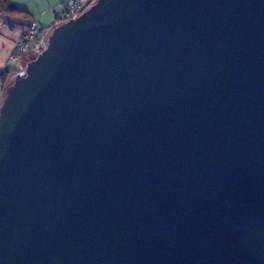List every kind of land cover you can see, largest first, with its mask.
<instances>
[{
	"label": "water",
	"instance_id": "water-1",
	"mask_svg": "<svg viewBox=\"0 0 264 264\" xmlns=\"http://www.w3.org/2000/svg\"><path fill=\"white\" fill-rule=\"evenodd\" d=\"M0 111V264H264V0H99Z\"/></svg>",
	"mask_w": 264,
	"mask_h": 264
},
{
	"label": "crops",
	"instance_id": "crops-1",
	"mask_svg": "<svg viewBox=\"0 0 264 264\" xmlns=\"http://www.w3.org/2000/svg\"><path fill=\"white\" fill-rule=\"evenodd\" d=\"M7 1L18 11H22L25 14H8L0 10V111L6 99L5 97L8 89L12 87L16 80L25 76L24 71L27 65L32 61L27 56L23 57L22 63L12 73L10 84L8 86L3 84L2 73L11 65L10 58L20 41L22 31L29 28L30 24L35 22L41 29L46 30V36H48L49 32L56 29L54 26L56 22L63 20L67 14L65 8L66 0ZM74 1L82 4L88 2V0ZM46 36L45 38L47 40ZM40 52L41 50L37 54H40Z\"/></svg>",
	"mask_w": 264,
	"mask_h": 264
},
{
	"label": "built area",
	"instance_id": "built-area-1",
	"mask_svg": "<svg viewBox=\"0 0 264 264\" xmlns=\"http://www.w3.org/2000/svg\"><path fill=\"white\" fill-rule=\"evenodd\" d=\"M66 16L63 20L57 21L54 25L55 28L68 23L69 21H76L79 19L84 12L91 7L95 0H88V2L82 4L77 3L74 0L65 1ZM46 30L41 29L37 23L33 22L30 24L29 28L22 31L20 41L16 46L15 52L11 55L10 62L11 65L2 73L3 84L8 86L12 79V73L16 68L22 63L23 57L28 54L38 53L40 51L41 45L46 41ZM47 37V36H46ZM42 53V52H40Z\"/></svg>",
	"mask_w": 264,
	"mask_h": 264
},
{
	"label": "trees",
	"instance_id": "trees-1",
	"mask_svg": "<svg viewBox=\"0 0 264 264\" xmlns=\"http://www.w3.org/2000/svg\"><path fill=\"white\" fill-rule=\"evenodd\" d=\"M0 10L5 13H14V14H25L24 12L18 11L10 2L7 0H0Z\"/></svg>",
	"mask_w": 264,
	"mask_h": 264
},
{
	"label": "rangeland",
	"instance_id": "rangeland-1",
	"mask_svg": "<svg viewBox=\"0 0 264 264\" xmlns=\"http://www.w3.org/2000/svg\"><path fill=\"white\" fill-rule=\"evenodd\" d=\"M98 1H99V0H95V2H94L92 5H94V4L97 3ZM92 5H91V6H92ZM90 8H91V7H90ZM87 10H88V9H87ZM87 10H86V11H87ZM56 29H57V28H56ZM56 29H54V30H52L51 32H49V34H48V36H47V40H46V42L43 43L42 47L40 48L41 52H43V51L46 50V47H47V44H48L49 37L52 35V33H53ZM26 56L29 57V58L33 61V60H35V59L39 56V54L34 53V54H28V55H26ZM25 71H26V69H25ZM25 71H24V74H26Z\"/></svg>",
	"mask_w": 264,
	"mask_h": 264
}]
</instances>
